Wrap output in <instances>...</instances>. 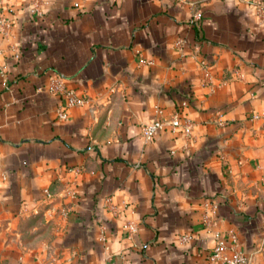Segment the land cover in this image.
Masks as SVG:
<instances>
[{
    "label": "clouds",
    "instance_id": "clouds-1",
    "mask_svg": "<svg viewBox=\"0 0 264 264\" xmlns=\"http://www.w3.org/2000/svg\"><path fill=\"white\" fill-rule=\"evenodd\" d=\"M0 264H264V0H0Z\"/></svg>",
    "mask_w": 264,
    "mask_h": 264
},
{
    "label": "crops",
    "instance_id": "crops-1",
    "mask_svg": "<svg viewBox=\"0 0 264 264\" xmlns=\"http://www.w3.org/2000/svg\"><path fill=\"white\" fill-rule=\"evenodd\" d=\"M198 38L207 39L206 36H201V34L199 32H198ZM98 47H99V45H98ZM132 47H133V45H129V48H128L129 52L132 51ZM41 50H45L43 45H41ZM213 52H215V45H213ZM193 96H195V93H193ZM237 135H238V132H237ZM81 155H83V153H81ZM117 163H119V161H117ZM252 164H253V166H255L256 162L253 161ZM225 171H227L226 168H225Z\"/></svg>",
    "mask_w": 264,
    "mask_h": 264
}]
</instances>
